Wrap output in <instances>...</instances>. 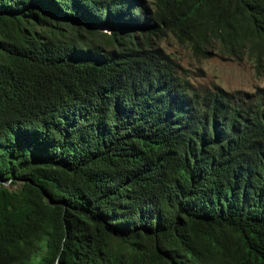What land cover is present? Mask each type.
Instances as JSON below:
<instances>
[{
    "label": "trees",
    "instance_id": "obj_1",
    "mask_svg": "<svg viewBox=\"0 0 264 264\" xmlns=\"http://www.w3.org/2000/svg\"><path fill=\"white\" fill-rule=\"evenodd\" d=\"M167 34L264 72V0H0V264H264V87Z\"/></svg>",
    "mask_w": 264,
    "mask_h": 264
},
{
    "label": "rangeland",
    "instance_id": "obj_2",
    "mask_svg": "<svg viewBox=\"0 0 264 264\" xmlns=\"http://www.w3.org/2000/svg\"><path fill=\"white\" fill-rule=\"evenodd\" d=\"M146 1L151 2L152 0ZM159 45L179 66L180 75L195 87L246 92H253L257 88L264 87V72L257 74L254 64L247 58L234 61L219 56L196 57L188 46L178 43L170 34L159 40ZM8 184L6 183L7 186Z\"/></svg>",
    "mask_w": 264,
    "mask_h": 264
}]
</instances>
